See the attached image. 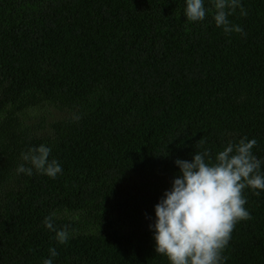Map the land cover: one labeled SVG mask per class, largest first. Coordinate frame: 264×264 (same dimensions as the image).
Returning <instances> with one entry per match:
<instances>
[{"label":"trees","instance_id":"trees-1","mask_svg":"<svg viewBox=\"0 0 264 264\" xmlns=\"http://www.w3.org/2000/svg\"><path fill=\"white\" fill-rule=\"evenodd\" d=\"M241 3L229 20L246 36L215 25L213 0L195 22L186 0H0V264H43L50 247L53 264H169L149 225L174 161L245 136L264 161V0ZM41 144L62 173L17 174ZM256 191L225 264H264Z\"/></svg>","mask_w":264,"mask_h":264},{"label":"clouds","instance_id":"clouds-1","mask_svg":"<svg viewBox=\"0 0 264 264\" xmlns=\"http://www.w3.org/2000/svg\"><path fill=\"white\" fill-rule=\"evenodd\" d=\"M215 25L225 34L232 32L245 35L243 28L229 20L237 8L241 16L247 10L241 0H213ZM208 10L204 0H186L184 10L188 21H203ZM255 138L246 136L238 142L229 141L223 150L213 158L210 150L195 151L191 160L177 158L180 175L172 181L155 207V221L149 225L154 230L155 252L165 256L169 264H225L223 255L235 225L241 220L251 219L244 207L247 199L242 195L245 189L264 190V161L257 158L253 148ZM197 148L203 141L196 142ZM51 148L41 144L21 153L23 163L17 166V174H45L53 179L63 169L56 159L49 160ZM53 212L44 218V226L55 233L54 239L66 244L70 239L67 225L57 228ZM50 258L43 264H53L58 256L56 248H49Z\"/></svg>","mask_w":264,"mask_h":264}]
</instances>
